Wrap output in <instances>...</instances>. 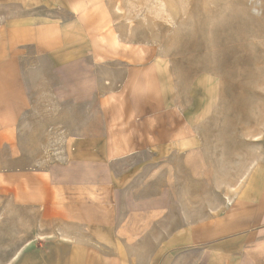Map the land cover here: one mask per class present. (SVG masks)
<instances>
[{"label":"crops","instance_id":"obj_1","mask_svg":"<svg viewBox=\"0 0 264 264\" xmlns=\"http://www.w3.org/2000/svg\"><path fill=\"white\" fill-rule=\"evenodd\" d=\"M180 76L107 0H0V264H264V166L209 200Z\"/></svg>","mask_w":264,"mask_h":264},{"label":"rangeland","instance_id":"obj_2","mask_svg":"<svg viewBox=\"0 0 264 264\" xmlns=\"http://www.w3.org/2000/svg\"><path fill=\"white\" fill-rule=\"evenodd\" d=\"M107 4L112 26L123 37L154 44L177 75L200 85L195 90L202 117L196 160L202 169L193 170L192 177L200 181L202 173L209 200L221 184L241 182L264 166V5L259 0ZM193 196H199L196 190ZM175 207L176 216L182 214L184 206ZM191 207L197 217L194 212L205 206Z\"/></svg>","mask_w":264,"mask_h":264}]
</instances>
